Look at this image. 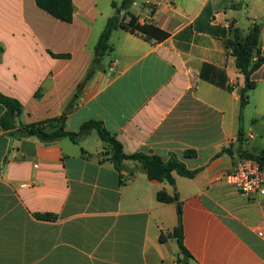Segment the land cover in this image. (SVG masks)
Instances as JSON below:
<instances>
[{"label":"crops","instance_id":"0c3cea01","mask_svg":"<svg viewBox=\"0 0 264 264\" xmlns=\"http://www.w3.org/2000/svg\"><path fill=\"white\" fill-rule=\"evenodd\" d=\"M72 1L65 23L36 0H0V92L23 106L4 130L0 104V264H178L177 240L160 237L177 227L180 207L191 264H264V195L243 196L227 182L243 153L264 152V65L241 122L246 78L226 47L231 26L246 35L237 19L245 8L248 29L261 26L264 57V0H235L238 10L225 0H136L121 14L136 34L115 29L96 64L121 0ZM205 65L224 70L227 89L201 77ZM61 117L70 132L102 122L126 155L176 157L199 172L174 173L172 186L135 162L117 169L96 131L77 144L13 135ZM163 190L178 193L181 206L159 202Z\"/></svg>","mask_w":264,"mask_h":264},{"label":"trees","instance_id":"16d2710c","mask_svg":"<svg viewBox=\"0 0 264 264\" xmlns=\"http://www.w3.org/2000/svg\"><path fill=\"white\" fill-rule=\"evenodd\" d=\"M136 0H121L120 5L117 2H113L112 6L115 9V15L108 20L106 27L100 37V40L96 46V58L95 64L99 63L110 52L112 47L109 44L113 31L117 28H122L131 31L136 34L135 30L130 28L121 19V14L127 12L132 4ZM36 4L39 8L53 16L54 18L65 22L72 23L74 17V5L72 0H36ZM225 9H241V4L236 3L235 0H225ZM209 8L205 9L201 16V19L208 17ZM200 21V20H199ZM209 31L220 34H225V30L207 28ZM229 32H233V37L226 42V47L231 51V55L235 58V66L240 74L249 81L241 89V122L242 111L249 103V93L254 89L255 84L251 80L253 74L264 65V57L260 49V37L261 26L254 24L245 36H242L238 29L233 31L231 26ZM150 40L149 38H146ZM55 58H67L68 55H56L51 53ZM201 77L209 83L222 88L227 89V76L222 69H218L213 66L205 65L201 72ZM0 104L6 108V113L1 118V126L4 130H12L15 127V121L22 115V104L12 98H9L0 92ZM64 117L55 118L52 120L42 121L28 126H23L19 133H13L14 136L19 137H37L43 142H55L59 138L67 137L75 144L90 134L92 131H96L100 140L105 144V155L109 157L117 169H121L125 162H135L138 166L147 174L150 180H155L161 183H168L175 186L174 173L187 178H194L198 174V170L190 171L186 166L181 163L176 157H172L170 160L165 161L157 155H146L137 153L134 155H126L123 152L122 145L119 141L107 131L102 122L89 121L84 123L78 132L66 131L64 126ZM54 129V131H52ZM244 138L242 127L239 131L238 140L242 142ZM230 156H233L231 149L223 151ZM190 152L186 153L187 157H190ZM241 158H250L259 162L264 166V152L256 154L253 152H245L241 155ZM157 200L161 203H176L181 206L178 193L171 196L166 191H160L157 194ZM36 217L41 220H53L54 216L45 214H36ZM178 225L173 232L168 235H162L161 241L165 242L167 239H176L179 247L181 257L178 259V264H191L192 257L186 250L184 239V228L182 219V209L179 208L178 212Z\"/></svg>","mask_w":264,"mask_h":264},{"label":"built area","instance_id":"2783aa9c","mask_svg":"<svg viewBox=\"0 0 264 264\" xmlns=\"http://www.w3.org/2000/svg\"><path fill=\"white\" fill-rule=\"evenodd\" d=\"M227 182L243 196L264 195V166L254 159L241 158L227 176ZM258 236L264 239V228L258 230Z\"/></svg>","mask_w":264,"mask_h":264},{"label":"rangeland","instance_id":"374dc122","mask_svg":"<svg viewBox=\"0 0 264 264\" xmlns=\"http://www.w3.org/2000/svg\"><path fill=\"white\" fill-rule=\"evenodd\" d=\"M248 2V1H246ZM238 22H239V28L241 29L242 32H244V34H247L248 31H249V22H248V18L246 16V13H245V8L242 10V12H240L238 14ZM245 132H247L245 130ZM244 134V133H243Z\"/></svg>","mask_w":264,"mask_h":264},{"label":"water","instance_id":"95a60500","mask_svg":"<svg viewBox=\"0 0 264 264\" xmlns=\"http://www.w3.org/2000/svg\"><path fill=\"white\" fill-rule=\"evenodd\" d=\"M248 81H249V79H248V78H246V80H245V83H248Z\"/></svg>","mask_w":264,"mask_h":264}]
</instances>
